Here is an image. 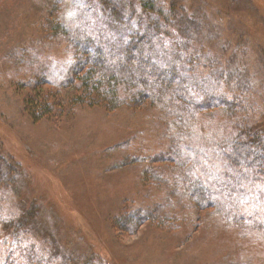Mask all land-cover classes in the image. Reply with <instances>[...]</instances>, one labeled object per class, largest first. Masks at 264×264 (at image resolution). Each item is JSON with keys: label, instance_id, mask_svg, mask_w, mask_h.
Segmentation results:
<instances>
[{"label": "rangeland", "instance_id": "rangeland-1", "mask_svg": "<svg viewBox=\"0 0 264 264\" xmlns=\"http://www.w3.org/2000/svg\"><path fill=\"white\" fill-rule=\"evenodd\" d=\"M138 1H101L126 9L119 26L99 0H0V264H264V183L220 191L224 140L245 125L264 141V0H154L151 16ZM62 12L79 39L118 52L145 29L134 20L164 21L199 97L80 106ZM221 75L234 111L209 102ZM198 180L223 195L215 211L210 193L188 194Z\"/></svg>", "mask_w": 264, "mask_h": 264}, {"label": "trees", "instance_id": "trees-1", "mask_svg": "<svg viewBox=\"0 0 264 264\" xmlns=\"http://www.w3.org/2000/svg\"><path fill=\"white\" fill-rule=\"evenodd\" d=\"M101 1L102 0H99V4L102 5L103 9L108 10V7L112 9V11L109 12V17L113 20V23L124 26L123 24L127 19V15L125 14L126 9L124 8L122 12L119 8H112L108 2L104 4ZM138 2L139 3H134L135 8L141 11H147L150 16L153 13L156 15L155 10L157 9V4L154 0L147 2L139 0ZM142 3L143 5L144 3L148 4L142 8ZM147 18L148 21L143 18L136 21L131 17V21L134 20L138 25L146 22L145 29L142 32L134 33L132 37H126V39L131 38L132 40L125 48L118 52L116 49L109 50L107 46L106 50L102 46L95 47L94 44L85 42V37L79 39L78 30L73 28L72 25H68L70 30L65 28L67 18L63 12L57 16L59 21L57 24H60L61 28H56L55 32L60 35L63 34L66 37L70 45L69 48L72 58L75 63H79L78 67H74L72 85H77V90L82 92L77 98L79 99L78 104L80 106L102 104L106 108H116L125 103L127 104V102L143 103V101L148 98L155 102L158 101L157 99H159L160 96L164 99L169 98L168 91H175L177 98L182 97L180 99L188 96V90H191L195 96L199 97L201 89H198V86L202 88V83H199V81H196L194 84H192L193 82H184L183 79L179 77L180 74H187L183 71V67L196 68V63L190 60L191 57L190 54L186 52V48H180L181 43L178 40L181 38L174 39L161 33L163 26H165L164 21L157 20V18L156 20H149L150 17ZM168 27L170 28V26ZM166 31L168 30L166 29ZM90 38L93 37L90 36ZM91 40L92 39H88L89 42H91ZM172 42H175L174 48H176V50L173 53H169L172 54L171 59L163 58L167 53L160 54V52L169 50L172 46ZM116 52L118 53L116 54ZM156 53H158L160 59L154 56ZM186 57L187 59H185ZM153 61L158 62L157 64H152ZM166 61L168 62L166 63ZM222 79V75L217 79V87L215 90V93L219 94L220 97L211 94L209 98L210 104L213 105L215 102L220 104V108L217 110L221 112L224 111L223 108H228L227 110H232V108H234L232 107L233 103L229 102V99H232L234 96L222 94ZM205 85H207V82L204 83V86ZM163 88H166V90L162 94ZM214 98H217L218 101ZM180 99L177 100V102H180ZM158 104H160L159 101ZM203 104L204 102L199 101L195 104V107H202ZM216 108L218 107H214V109ZM36 110L37 111H31L32 115L42 111L40 107ZM175 112L183 115L181 111L176 108ZM240 126L239 129H236L239 131L237 136L235 135V130L231 137L224 140L223 148L226 149L228 154L225 152L222 156L226 158L224 162L227 163L226 166H228L230 170L228 173L223 174L224 183L222 185L224 186L220 187L223 188L220 190L222 192H235L242 184L252 185V183L256 181L264 183V141L261 139H256L257 141L254 140L253 130H250L245 125ZM185 171L190 173L187 169ZM230 173H233L234 176L230 175ZM216 177L217 175L214 177L215 180ZM193 183L195 184L191 187V190H187L190 192H188V194L192 196L193 199H197L195 198V194L198 198L204 196V202L205 197L210 193V209L215 211L218 208L215 197H222L223 195L216 194L212 184H210L209 192L203 187L204 184H200L199 180ZM213 185L216 189H219L217 184L213 183ZM233 196L234 193L232 198ZM241 212H243V209ZM143 213L144 212H136L130 215V225H133L135 228L136 226H141L147 220L145 216L142 217L143 215L141 214ZM235 213L236 211H231L227 216L228 220H231L233 216L236 217Z\"/></svg>", "mask_w": 264, "mask_h": 264}]
</instances>
